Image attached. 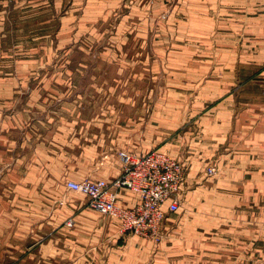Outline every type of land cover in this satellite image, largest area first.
<instances>
[{"label":"rangeland","instance_id":"rangeland-1","mask_svg":"<svg viewBox=\"0 0 264 264\" xmlns=\"http://www.w3.org/2000/svg\"><path fill=\"white\" fill-rule=\"evenodd\" d=\"M171 2L0 0V183L6 199L21 202L34 198L32 189L63 188L75 205L84 203L65 188V176L81 175L92 150L149 149L144 144L154 143L152 136L168 134L149 117V92L154 104L160 92L186 93L185 100L168 101L185 109L201 89L209 95L210 62L224 54L213 51L210 36L193 35L192 18L172 17ZM170 220L160 242L121 235L118 227L115 240L103 241L91 224L83 240L74 239L71 257L58 249L52 262L192 264L184 262L192 252L179 251L177 214ZM57 247L65 250L63 240Z\"/></svg>","mask_w":264,"mask_h":264},{"label":"crops","instance_id":"crops-1","mask_svg":"<svg viewBox=\"0 0 264 264\" xmlns=\"http://www.w3.org/2000/svg\"><path fill=\"white\" fill-rule=\"evenodd\" d=\"M171 5V16L192 18L193 35L210 36L213 51L224 58L210 62L215 76L210 93L201 89L191 108L168 104L187 99L186 93L160 92L154 104L149 92V117L157 131L168 134L152 136L154 143L144 144L152 148L129 149H159L185 166L179 208L164 220L169 232L170 217L178 216L179 251L192 252L184 262L264 264V0H172ZM81 163L82 174L66 171L67 180H111L120 173L113 151L92 150ZM5 195L0 183V261L7 264H53L58 249L71 257L70 247L84 239L91 224L103 241L116 237V221L89 208L82 194L85 202L77 205L63 188L32 189L34 198L21 202ZM137 202L135 193L119 192L123 206ZM16 212L21 218L10 217ZM60 239L65 250L57 247Z\"/></svg>","mask_w":264,"mask_h":264},{"label":"built area","instance_id":"built-area-1","mask_svg":"<svg viewBox=\"0 0 264 264\" xmlns=\"http://www.w3.org/2000/svg\"><path fill=\"white\" fill-rule=\"evenodd\" d=\"M120 173L111 180H67L65 187L86 197L89 208L114 219L121 235L160 242L167 214L179 208L178 195L185 166L159 149L132 152L119 149ZM213 167L207 174L213 175ZM130 191L138 197L132 207L119 203V192Z\"/></svg>","mask_w":264,"mask_h":264}]
</instances>
